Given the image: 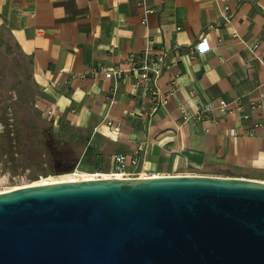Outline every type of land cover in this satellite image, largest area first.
Listing matches in <instances>:
<instances>
[{
	"label": "crops",
	"instance_id": "1",
	"mask_svg": "<svg viewBox=\"0 0 264 264\" xmlns=\"http://www.w3.org/2000/svg\"><path fill=\"white\" fill-rule=\"evenodd\" d=\"M0 33L30 58L51 117L110 164L139 146L149 176L225 171L264 182V0H0ZM204 34L206 51L196 48ZM161 47L168 100L154 112L151 91L103 70ZM221 99L260 106L246 119L214 111L197 127L184 122L182 108L195 114Z\"/></svg>",
	"mask_w": 264,
	"mask_h": 264
},
{
	"label": "water",
	"instance_id": "2",
	"mask_svg": "<svg viewBox=\"0 0 264 264\" xmlns=\"http://www.w3.org/2000/svg\"><path fill=\"white\" fill-rule=\"evenodd\" d=\"M0 264H264V182L97 178L2 192Z\"/></svg>",
	"mask_w": 264,
	"mask_h": 264
},
{
	"label": "rangeland",
	"instance_id": "3",
	"mask_svg": "<svg viewBox=\"0 0 264 264\" xmlns=\"http://www.w3.org/2000/svg\"><path fill=\"white\" fill-rule=\"evenodd\" d=\"M41 97L30 58L7 35L0 33V118L10 119L9 123L18 118L26 128L21 143L13 134L8 136L0 122V193L68 173L107 174L113 168L112 161L110 164L109 159L97 153L98 147L86 152L77 138L84 135L64 121L53 119ZM203 176L231 177L225 171ZM243 179L261 181L259 176Z\"/></svg>",
	"mask_w": 264,
	"mask_h": 264
},
{
	"label": "built area",
	"instance_id": "4",
	"mask_svg": "<svg viewBox=\"0 0 264 264\" xmlns=\"http://www.w3.org/2000/svg\"><path fill=\"white\" fill-rule=\"evenodd\" d=\"M222 16L225 22H230L231 16L228 10H223ZM144 22L146 23V20H144ZM196 48L202 51L210 49L209 39L206 34L199 38ZM168 53V50L162 47L157 52H152V50L148 48L141 55L129 56L127 62L115 70L103 71L107 79L112 77L115 78L121 75L132 76L134 79V85H141L146 90L151 91L155 98L153 110L156 112L159 108L165 106L168 100L166 96L160 94L158 87V81L161 78L165 68ZM259 61L264 68V61ZM250 65H252V63ZM111 103H114V99H112ZM259 106L256 104L247 105L239 99L230 101L221 99L217 104H203L195 114L191 113L185 108H182V118L184 122H189L193 127H197L199 123L204 120V118H209V115L214 111H220L222 113H238L241 114L243 119H246L249 116L248 111H253ZM51 114L52 112L49 111V115ZM141 151L142 147L138 146L133 149V152L130 156L125 153L114 155L113 168L109 173H107L110 176L109 178L127 179L151 177L139 170L140 160L142 158Z\"/></svg>",
	"mask_w": 264,
	"mask_h": 264
},
{
	"label": "trees",
	"instance_id": "5",
	"mask_svg": "<svg viewBox=\"0 0 264 264\" xmlns=\"http://www.w3.org/2000/svg\"><path fill=\"white\" fill-rule=\"evenodd\" d=\"M9 120L7 121V118H0V122H2L5 126V131L7 132V135L10 136V134H13V136H15L19 142L22 143L23 140V136L26 133V128L24 126V124L22 123L21 120H19L18 118H13L12 122L9 123ZM77 138L79 139L80 142V146L84 147L86 152H93V148L92 146L88 145V138L85 136H77ZM20 143L18 145V147H20ZM88 164L94 166L95 164L88 162ZM98 169V168H97Z\"/></svg>",
	"mask_w": 264,
	"mask_h": 264
},
{
	"label": "bare ground",
	"instance_id": "6",
	"mask_svg": "<svg viewBox=\"0 0 264 264\" xmlns=\"http://www.w3.org/2000/svg\"><path fill=\"white\" fill-rule=\"evenodd\" d=\"M109 178L110 176L108 174H98V175H81L77 173H68L64 176H61L54 180H43L40 182H36L33 184H30L28 186H38V185H47V184H55V183H63V182H75L79 180H89V179H97V178ZM19 187H14L12 190L17 189Z\"/></svg>",
	"mask_w": 264,
	"mask_h": 264
}]
</instances>
